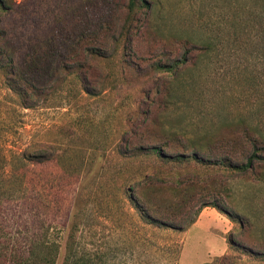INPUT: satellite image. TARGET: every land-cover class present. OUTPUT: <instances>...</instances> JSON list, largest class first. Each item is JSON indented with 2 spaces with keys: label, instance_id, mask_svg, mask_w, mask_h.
<instances>
[{
  "label": "rangeland",
  "instance_id": "obj_1",
  "mask_svg": "<svg viewBox=\"0 0 264 264\" xmlns=\"http://www.w3.org/2000/svg\"><path fill=\"white\" fill-rule=\"evenodd\" d=\"M143 1L14 0L3 16L19 63L58 28L72 33L81 12L109 30L100 38L108 57L92 62L86 82L72 75L47 95L29 93L33 108L0 71V264H264V166L201 165L185 141L218 151L241 120L264 130L262 9L252 0ZM185 51L175 72L155 67ZM153 143L186 157L130 158L132 146ZM141 171L161 180L162 198L184 190L190 222L172 229L142 215L130 200ZM213 205L233 220L204 207Z\"/></svg>",
  "mask_w": 264,
  "mask_h": 264
},
{
  "label": "trees",
  "instance_id": "obj_2",
  "mask_svg": "<svg viewBox=\"0 0 264 264\" xmlns=\"http://www.w3.org/2000/svg\"><path fill=\"white\" fill-rule=\"evenodd\" d=\"M139 1L142 5L145 4L143 0ZM135 2L136 0H129L130 9L134 8ZM252 2L259 6L262 9V14H264V0H252ZM16 7L14 0H0V71L5 74L6 81L13 91L22 98V103L26 109L33 108L38 102L29 93L34 94V96L47 95L46 92L50 84L64 83L72 75H77L78 78L86 82L85 71L92 69V62L108 57L104 43L100 44V38L107 35L109 29L100 23H88L93 19L88 18L84 12H81L78 17L80 25L72 33L58 28L57 33L59 35H49L37 48L27 51L26 55L21 58L20 63L16 62L19 60L10 43L9 33L4 27L2 19L3 16L8 15ZM248 14L253 15L254 12L250 13V10H248L247 16ZM251 22L252 20L248 17L246 20L247 27L250 26ZM257 22L264 31V15ZM109 37L114 40L112 34ZM190 42V40L185 41V43ZM205 47L209 48L206 44ZM187 55L185 51L179 60L174 59L172 66L167 67L160 62H156L155 67L157 69H167L173 73L180 63H186ZM240 122V131L238 133L233 132L229 138H224L219 143L218 151H215L209 144H202L197 147L203 140L195 141L190 137L185 138V141L192 147V152L187 154V158L191 157L193 160L200 162L201 165H207L204 163L206 161L211 166L230 168L238 173L253 172L257 166L263 167L264 130L255 128L246 119ZM131 134L130 137L141 135L137 131H133ZM166 135V132L155 133L156 142L157 138H160L159 141L164 144L163 140ZM246 148L249 150L245 151ZM128 151H130V158L132 159L143 155L177 162L179 159L186 157V153H184L185 155L183 153L165 154L164 147L154 143L150 147L144 145L132 146ZM241 155L243 158L241 164L232 161V157L239 158ZM260 178L264 180V174ZM159 180L155 177L152 178L147 172H137L130 182V190H133L130 200L151 223L172 229L182 228L190 222V214L181 218L182 208L189 205V201L185 199L184 190L179 188L176 191L179 192V199L172 194L167 198H162L160 194L164 188L160 186L161 180ZM146 190L154 191L155 197L148 198L145 194ZM171 192L173 193V191ZM204 207H211L220 214L226 213L214 205ZM225 215L230 221L233 220L231 214ZM261 254L264 255V253ZM29 262L33 264H55L54 258L50 259L46 256L36 257L34 260L30 256L19 264ZM68 264H77V262L71 260Z\"/></svg>",
  "mask_w": 264,
  "mask_h": 264
}]
</instances>
